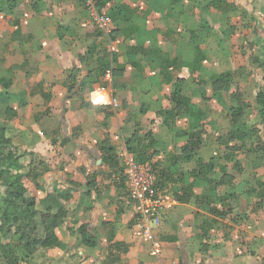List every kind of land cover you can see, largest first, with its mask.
<instances>
[{
  "label": "crops",
  "instance_id": "0c3cea01",
  "mask_svg": "<svg viewBox=\"0 0 264 264\" xmlns=\"http://www.w3.org/2000/svg\"><path fill=\"white\" fill-rule=\"evenodd\" d=\"M17 1L19 5L13 10L0 6L3 71L0 124L5 127L6 137L17 154L22 156L21 172L28 174L24 179L28 195L39 201L55 192L66 198L62 203L71 216L56 231L62 247L40 249L31 257L18 251L19 264H264V200L257 208L255 195L243 194L247 187L257 189L256 180L264 182V170L258 172L264 163L255 166L254 153L246 155L218 149V138L230 128V106L235 104V99H226L222 94L226 101L217 100L208 83L211 76L230 71L231 93L237 96L241 91V86L234 82L235 71L226 43H233L238 36L236 18L247 15L243 5L246 1L227 0L236 6L229 14L235 33L225 41L221 12L210 5L211 0H103L105 5L98 4V13L112 17L111 33L94 24L84 0ZM116 10L118 16H114ZM206 26L211 33L203 30ZM134 28L138 29V35L128 31ZM248 28L253 34L254 27ZM207 36H213L216 44L206 40ZM177 38L180 41H174ZM196 40L206 59L201 63V70L189 78L192 70L185 64L193 56L190 47ZM221 41L229 52L225 60L219 50ZM212 44L217 50L215 62L209 60L214 51ZM152 48L180 65L179 74L170 69L172 81L166 82L160 69L150 67L149 60L140 53ZM88 51L93 54L88 55ZM105 58L109 67L101 82L106 90L101 93L100 86L94 85L90 91H78L76 87L68 93L64 85L68 72L81 79L98 65V60ZM132 59L140 62L143 68L140 75L132 66ZM177 76L184 78V95L191 103L210 111L205 125L208 139L198 156L208 160L228 154L236 157L242 172L237 173L231 163H224L232 182L220 187L218 194H234L230 199L232 212L208 232L204 250H199L195 241L200 217L212 218L208 207L196 205V198L204 188H193L188 203L176 201L173 184L161 191L154 190L161 200V223L155 231L161 250L153 257L149 255L148 243L136 235V204L124 186L125 159H133L126 149V141L129 140V146L136 152L144 149L149 140L153 141V150L160 154L153 162L162 156L179 154L178 150L187 143L179 132L188 127V119L173 121L170 130L159 115L160 111L172 107L169 98ZM199 80L207 81V100L202 101L197 91ZM97 92L108 100L115 98L118 105L93 102L92 96ZM93 99L97 100V96ZM6 110L13 111L14 116L6 118ZM105 112L111 115L106 118ZM245 116L243 123L248 122ZM220 126H224L222 134L218 131ZM239 144L232 141L230 146L238 148ZM210 145L214 150L205 155L203 150ZM107 147L113 150V166L104 163L102 158V155L108 158ZM248 156L252 171L239 181L236 176L244 173L240 158ZM239 196L245 200L252 198L253 208L237 204ZM254 208L257 209L252 213ZM241 214L245 217L235 223L234 219ZM81 225L90 235L97 236L96 247L81 244L76 232ZM11 242L16 243V239L12 238Z\"/></svg>",
  "mask_w": 264,
  "mask_h": 264
},
{
  "label": "trees",
  "instance_id": "16d2710c",
  "mask_svg": "<svg viewBox=\"0 0 264 264\" xmlns=\"http://www.w3.org/2000/svg\"><path fill=\"white\" fill-rule=\"evenodd\" d=\"M100 6L105 5L103 0H98ZM6 5L9 10L18 7L17 0H0V6ZM210 5L221 12V17L224 21L225 29L222 36L226 39H231L235 33V25L232 18L229 16L231 12L236 9L234 4L227 0H211ZM118 16L117 10L114 11V16ZM112 19V17H111ZM114 19V18H113ZM175 23V17L172 19ZM166 30L169 27L165 25ZM206 33H211L210 28L206 26L203 28ZM128 31L139 34L138 29L134 28ZM111 33V32H110ZM171 33L174 35V28ZM190 33H193L191 31ZM127 35V33H126ZM133 36V35H132ZM254 40L248 43V54L253 63H257L259 67L264 70V28L254 26L253 28ZM174 41H180L178 38ZM223 41L219 44V50L222 60L227 59L229 52ZM193 56L186 59V66L192 71L188 74L190 78L195 72L201 70V63L206 59L205 52L201 45L194 41V46L190 47ZM191 52V51H190ZM145 58L149 60L150 67L160 69L166 82L172 79L169 77L171 70L180 73V65L170 59L162 57V52L157 48L149 50H141L140 52ZM93 52L88 51V55ZM137 52L134 51V55ZM115 62V60H113ZM132 66L136 73L140 75L143 68L140 62L132 59ZM109 67L108 60H98V65L95 68H90L88 74L78 79L73 72H68L65 78V87L68 93H72L76 87L78 91L91 90L94 85L105 88L101 82L105 70ZM208 83L211 85L214 97L217 100H224L234 98L235 104L230 106V128L224 136H220L217 140L218 149L220 150H234L241 154L249 155L255 154V166H260L264 163V88L259 89L256 97V115L258 124L263 127L261 136L260 130L256 129L249 122H242L244 115H247L250 106L248 103L241 101L238 96L231 93L233 85V75L230 71H225L213 75L209 78ZM198 93L203 100L206 98L205 86L207 81H198ZM5 86L6 83H3ZM174 90L170 95L169 100L172 107L160 111L162 123L171 130L173 121L179 119H188V127L179 132L180 136L186 138L187 143L178 151L179 154L166 158L162 156L159 161L153 162L158 158V154L153 150V141L149 140L144 149L136 152L129 146V140L126 141V149L132 154L133 159L143 167L150 168L155 177L154 190H164L169 184L175 185L174 198L179 203H188L192 197L191 190L196 187L204 188L203 193L196 198V205H204L208 207V212L212 218L203 219L200 217L197 223V234L195 241L198 243V249H205V242L208 240V232L218 226V220L225 219L231 212L230 199L233 193L226 192L223 195L218 194L220 187L228 186L232 182V177L226 173L224 163H231L233 170L237 173L242 172V168L236 157H231L228 154L219 157L212 156L208 160L198 156L200 148L208 139V132L205 125L209 121L210 111L207 108L201 109L191 103L189 97L184 95V78L177 76L174 83ZM224 94V95H222ZM229 97V98H228ZM6 118L10 119L14 116V112L6 110ZM106 118L111 113L105 112ZM232 141L239 142L238 148L230 146ZM108 158L102 155L104 163L113 166L114 156L113 150L110 147L105 148ZM21 155H18L16 149L13 147L11 140L6 137V129L0 124V257L1 264H19L20 257L17 252L20 251L25 257L33 256L40 249H48L54 247H62L58 241L56 231L65 222L71 218L68 210L65 209L62 201L65 197L51 192L46 194L45 198L37 201L34 197L28 195V191L24 184V179L28 174L21 172L23 165L20 162ZM189 165V166H188ZM184 166H188L185 169ZM219 176V177H218ZM248 183H250L248 181ZM89 185V184H88ZM256 188L247 187L243 194L247 197L255 195L257 208L263 204L264 200V182L256 180ZM257 193V194H256ZM257 208L252 210V213ZM73 217V214H72ZM199 217V216H198ZM245 217L244 214L239 215L234 219L238 223ZM70 232L73 229L68 228ZM82 245L86 247H96L98 245L97 236L90 235L86 227L81 225L76 230ZM12 238L16 239V243L11 242ZM118 247V246H116Z\"/></svg>",
  "mask_w": 264,
  "mask_h": 264
},
{
  "label": "rangeland",
  "instance_id": "374dc122",
  "mask_svg": "<svg viewBox=\"0 0 264 264\" xmlns=\"http://www.w3.org/2000/svg\"><path fill=\"white\" fill-rule=\"evenodd\" d=\"M246 4L245 8L247 10V15L238 16L236 18L237 24V38L233 43H226L229 50H230V62L231 65L233 64L234 71H235V78L234 82L241 86L240 90L237 92V96L240 97L242 100L248 101V105L250 109L248 110L247 116H245V120L248 121L251 125H253L256 129L260 130L261 136L263 135V127L258 124L257 115H256V102L255 97L259 89L264 88V70L263 68L259 67L257 63H253L249 54H247V50L249 48L248 43L254 40V36L252 34V29L248 28L258 26L264 28V0H245ZM214 34V33H213ZM205 38V35H204ZM215 38L213 36H207L206 40L213 41L215 44ZM205 40V41H206ZM210 46V44H209ZM212 50H214V46L212 44ZM215 49L212 54L210 55L209 59L211 62H215ZM248 55V56H247ZM3 74L2 67L0 66V76ZM251 112V113H250ZM220 134L224 132V126H220L218 128ZM213 145H210L208 149L203 150L204 154H210L212 152ZM251 157H241L240 162L244 166V173L237 175L239 181H242L243 178H246L248 172H251V165H250ZM264 168V166H263ZM263 168H260L258 172L263 173ZM129 194V193H128ZM130 196V195H129ZM131 197V196H130ZM240 202L239 205H245L248 208H253V200L249 198L245 200L239 196L237 198V204ZM245 202L247 204H245ZM2 241L0 240V244ZM2 263V259L0 257V264Z\"/></svg>",
  "mask_w": 264,
  "mask_h": 264
},
{
  "label": "built area",
  "instance_id": "2783aa9c",
  "mask_svg": "<svg viewBox=\"0 0 264 264\" xmlns=\"http://www.w3.org/2000/svg\"><path fill=\"white\" fill-rule=\"evenodd\" d=\"M84 5L90 11L91 20L105 32H110L111 19L104 13H98V0H84ZM106 88H99L103 92ZM99 104L116 107L115 98H104ZM124 186L136 204L135 223L136 235L149 245V255L156 257L161 250L159 239L155 231L161 223L160 203L161 200L154 191L155 177L150 168L143 167L137 161L125 159Z\"/></svg>",
  "mask_w": 264,
  "mask_h": 264
},
{
  "label": "bare ground",
  "instance_id": "6f19581e",
  "mask_svg": "<svg viewBox=\"0 0 264 264\" xmlns=\"http://www.w3.org/2000/svg\"><path fill=\"white\" fill-rule=\"evenodd\" d=\"M96 95L97 96V100H94L93 99V96ZM92 96V100L93 102H101L102 100H104L105 96L103 94H100V93H94Z\"/></svg>",
  "mask_w": 264,
  "mask_h": 264
},
{
  "label": "water",
  "instance_id": "95a60500",
  "mask_svg": "<svg viewBox=\"0 0 264 264\" xmlns=\"http://www.w3.org/2000/svg\"><path fill=\"white\" fill-rule=\"evenodd\" d=\"M101 163V161H99V164Z\"/></svg>",
  "mask_w": 264,
  "mask_h": 264
}]
</instances>
